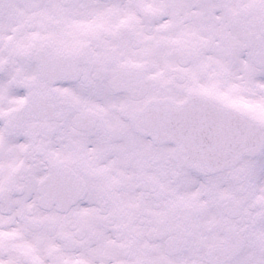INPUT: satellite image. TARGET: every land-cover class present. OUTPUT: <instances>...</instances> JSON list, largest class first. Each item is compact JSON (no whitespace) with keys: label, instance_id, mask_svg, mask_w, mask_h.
Masks as SVG:
<instances>
[{"label":"snow or ice","instance_id":"1","mask_svg":"<svg viewBox=\"0 0 264 264\" xmlns=\"http://www.w3.org/2000/svg\"><path fill=\"white\" fill-rule=\"evenodd\" d=\"M0 264H264V0H0Z\"/></svg>","mask_w":264,"mask_h":264}]
</instances>
